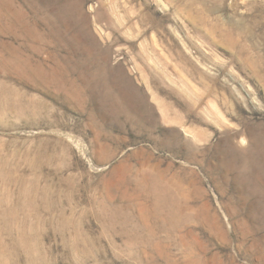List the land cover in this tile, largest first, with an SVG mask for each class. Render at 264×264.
<instances>
[{
  "label": "rangeland",
  "instance_id": "374dc122",
  "mask_svg": "<svg viewBox=\"0 0 264 264\" xmlns=\"http://www.w3.org/2000/svg\"><path fill=\"white\" fill-rule=\"evenodd\" d=\"M0 264H264V0H0Z\"/></svg>",
  "mask_w": 264,
  "mask_h": 264
}]
</instances>
